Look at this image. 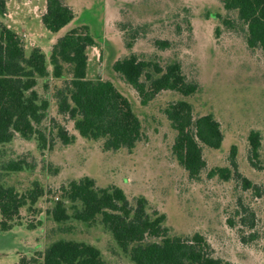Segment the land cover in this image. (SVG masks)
<instances>
[{"label": "rangeland", "instance_id": "rangeland-1", "mask_svg": "<svg viewBox=\"0 0 264 264\" xmlns=\"http://www.w3.org/2000/svg\"><path fill=\"white\" fill-rule=\"evenodd\" d=\"M63 1L75 18L58 33L48 32L38 21L45 0H4L0 24L20 38L26 56L37 46L48 52L67 30L87 26L95 46L85 52L86 78L109 81L127 98L140 121L142 137L130 151H104L101 141L79 137L72 122L57 114L54 96L70 78V67L64 66L62 79L37 77L34 89L40 99L48 101L37 128L48 136L51 147L41 151L35 137L24 140L17 134L9 143L0 144V185L22 194L37 182L44 190L32 211L20 210L21 225L16 228L33 231L29 241L35 250L19 259L66 240L93 246L106 264H133L103 228L100 216L91 225L74 220L57 224L51 219L49 212L60 200L59 188L87 177L97 188H120L131 205L143 198L148 215H164L169 236L197 233L216 258L231 264H264V54L247 48L245 28L236 22V12L224 11L218 0ZM223 20L232 25H224ZM119 24L125 25L124 32ZM128 25L142 28L131 51L124 47L125 40L130 42ZM155 40L169 41L170 48L156 49ZM130 52L162 67L178 62L187 81L196 83L198 90L188 97L162 91L141 106L135 91L112 71L114 61ZM47 68L51 72L48 64ZM177 101L189 105L193 119L211 115L223 136L219 149L203 147L205 168L196 178L188 177L172 153L176 133L164 111ZM54 124L75 136L74 142L62 145L55 137ZM251 132H257L260 140L257 158L252 159L257 168L249 161ZM11 162L24 163L22 171H7ZM224 169L228 172H219ZM65 206L72 214L71 203L65 201ZM76 206L81 208L79 203ZM29 225L36 227L28 230ZM152 241L156 240L146 242ZM3 244L7 249L16 247L10 240ZM19 259L0 253V264H18Z\"/></svg>", "mask_w": 264, "mask_h": 264}, {"label": "trees", "instance_id": "trees-1", "mask_svg": "<svg viewBox=\"0 0 264 264\" xmlns=\"http://www.w3.org/2000/svg\"><path fill=\"white\" fill-rule=\"evenodd\" d=\"M226 12H236V22L245 28V43L249 49H260L264 54V0H218ZM4 0H0V15L5 13ZM220 18V16H215ZM75 18L73 9L63 0H45L42 26L50 33H57ZM224 25H232L226 20ZM121 25V24H119ZM130 42L124 41L131 51L141 27L127 26ZM125 25L120 26L124 32ZM95 46L87 26L71 29L58 38L52 46L48 62L38 48L25 55L20 38L0 24V144L9 143L15 134L24 140L35 137L38 149L50 148L48 136L38 125L45 118L48 101L39 98L36 78L62 79L64 66L70 67V78L54 94L57 114L73 124L79 137L101 141L104 151L132 150L141 140L142 127L131 105L109 81L86 78V49ZM158 50L170 48L167 40H155ZM47 64L51 73L47 71ZM112 71L119 75L137 94L141 106H146L162 91L188 97L198 90V85L187 81L178 62L162 67L158 62L139 58L130 52L114 61ZM171 129L176 133L172 153L189 178H196L205 168L203 147L217 150L223 136L218 122L211 115L191 116L185 101L170 104L164 111ZM56 138L62 145L72 144L75 136L58 124H54ZM251 165L257 158L259 135L251 132L248 137ZM252 155V156H251ZM235 147L231 149V158ZM253 157V158H252ZM22 162H11L6 170L20 172ZM235 169V166L233 164ZM227 173V170H219ZM227 178V177H226ZM249 186L250 183L243 179ZM57 200L49 215L53 222L61 224L69 220L91 225L100 216V223L110 233L116 245L128 255L133 264H231L213 256L212 250L200 234L169 236L163 225L165 217L158 213L150 216L146 202L137 198L128 201L118 187L97 188L93 179L84 177L59 188ZM43 188L35 182L22 194L12 187L0 185V232H8L20 226V210L32 207L43 197ZM65 201L71 203L68 214ZM79 203L81 208L76 204ZM35 225L27 226L28 230ZM147 239L156 241L146 242ZM18 264H106L100 252L81 242L57 240L43 252L31 258L21 257Z\"/></svg>", "mask_w": 264, "mask_h": 264}, {"label": "crops", "instance_id": "crops-1", "mask_svg": "<svg viewBox=\"0 0 264 264\" xmlns=\"http://www.w3.org/2000/svg\"><path fill=\"white\" fill-rule=\"evenodd\" d=\"M45 12V10H44ZM41 24V18L38 20ZM72 22V21H71ZM42 25V24H41ZM69 25H66L65 27H63L62 29H65L66 27L69 28ZM45 29V28H44ZM61 29V30H62ZM72 28H70L69 30H67L65 32V34L70 31ZM74 29V28H73ZM60 31V30H59ZM58 31V32H59ZM49 32V31H48ZM57 32V33H58ZM64 34V35H65ZM63 35V36H64ZM62 37V36H61ZM60 38V37H59ZM56 42V41H55ZM54 42V43H55ZM54 44H51V47L50 49L48 50V52H44L43 49H41L39 46H37L36 48L40 49L41 52L47 57L48 53L50 52L52 46ZM47 71L49 72V74L51 73L48 68H47ZM14 227L12 230L8 231V232H0V240H2V242H0V253L1 254H4L5 256H8V255H15V257L17 258V262H18V259L21 255H24V254H27L29 253L30 251L32 250H35V244L32 243V241H29V238L31 237L33 231L31 232H27V231H24L23 229H21L22 227ZM21 236V237H20ZM20 237V238H19ZM23 237V238H22ZM17 238H19V241H17ZM4 240H10L11 243H12V246H16L15 248H10V249H7L5 247H3V241ZM14 243V244H13ZM17 262L13 263V264H16Z\"/></svg>", "mask_w": 264, "mask_h": 264}]
</instances>
